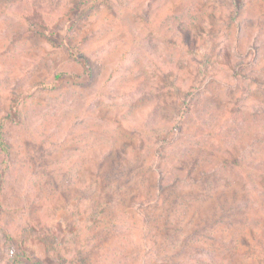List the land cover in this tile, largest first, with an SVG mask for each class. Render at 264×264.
I'll return each mask as SVG.
<instances>
[{
  "label": "rangeland",
  "instance_id": "374dc122",
  "mask_svg": "<svg viewBox=\"0 0 264 264\" xmlns=\"http://www.w3.org/2000/svg\"><path fill=\"white\" fill-rule=\"evenodd\" d=\"M4 117L0 264H264V0H0Z\"/></svg>",
  "mask_w": 264,
  "mask_h": 264
},
{
  "label": "trees",
  "instance_id": "16d2710c",
  "mask_svg": "<svg viewBox=\"0 0 264 264\" xmlns=\"http://www.w3.org/2000/svg\"><path fill=\"white\" fill-rule=\"evenodd\" d=\"M87 63H89V61L87 60ZM239 65H241L239 63ZM60 75H58L57 77H59ZM183 107H182V112H181V116L183 117L186 112L190 109V103L188 102V100H184L183 101ZM7 119H10V117H4L3 119L0 120V148L4 153V158L2 160L3 163V169L6 170V168L8 167V163L10 161V144L8 143L5 134H4V127L6 125ZM5 237L7 242L9 243L10 247H11V260L14 264H18L21 261V254H18L16 251V247L14 245L15 243V239L13 238V236L8 232V231H4Z\"/></svg>",
  "mask_w": 264,
  "mask_h": 264
}]
</instances>
